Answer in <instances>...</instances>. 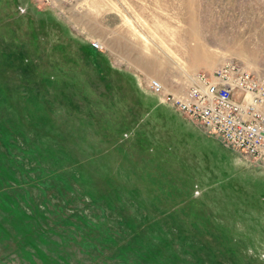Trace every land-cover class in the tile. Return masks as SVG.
<instances>
[{"label":"rangeland","instance_id":"obj_1","mask_svg":"<svg viewBox=\"0 0 264 264\" xmlns=\"http://www.w3.org/2000/svg\"><path fill=\"white\" fill-rule=\"evenodd\" d=\"M227 59L264 0H0V264H264V167L142 86Z\"/></svg>","mask_w":264,"mask_h":264},{"label":"built area","instance_id":"obj_2","mask_svg":"<svg viewBox=\"0 0 264 264\" xmlns=\"http://www.w3.org/2000/svg\"><path fill=\"white\" fill-rule=\"evenodd\" d=\"M92 47L102 48L99 39ZM148 93L185 115L207 134L264 167V79L242 63L227 59L198 70L184 87L147 76Z\"/></svg>","mask_w":264,"mask_h":264},{"label":"crops","instance_id":"obj_3","mask_svg":"<svg viewBox=\"0 0 264 264\" xmlns=\"http://www.w3.org/2000/svg\"><path fill=\"white\" fill-rule=\"evenodd\" d=\"M248 172L250 174H252V178L250 180V187L248 188V191H249V194L250 195H247L246 198H245V203L247 204L248 206V217H246V227H248L250 225H254L255 223V218H254V215L256 214L257 212V206H258V203H260V205L262 206L261 208V214L263 215V212H264V196L261 194L257 195V192H260V191H263L264 190V173L262 171H249ZM253 181H255L253 183ZM255 195V196H254ZM263 211V212H262ZM263 222V223H262ZM261 223H262V227H264V216L261 220ZM263 232V231H262Z\"/></svg>","mask_w":264,"mask_h":264},{"label":"trees","instance_id":"obj_4","mask_svg":"<svg viewBox=\"0 0 264 264\" xmlns=\"http://www.w3.org/2000/svg\"><path fill=\"white\" fill-rule=\"evenodd\" d=\"M23 56H21V58H22ZM23 59V58H22ZM22 61V60H21Z\"/></svg>","mask_w":264,"mask_h":264}]
</instances>
